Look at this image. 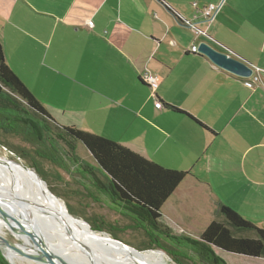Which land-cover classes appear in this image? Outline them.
I'll list each match as a JSON object with an SVG mask.
<instances>
[{
  "label": "crops",
  "instance_id": "0c3cea01",
  "mask_svg": "<svg viewBox=\"0 0 264 264\" xmlns=\"http://www.w3.org/2000/svg\"><path fill=\"white\" fill-rule=\"evenodd\" d=\"M211 3L220 8L208 22ZM0 33L6 63L58 124L187 173L161 207L171 234L199 239L221 204L264 229V0H0ZM202 41L250 63L252 76L193 53Z\"/></svg>",
  "mask_w": 264,
  "mask_h": 264
},
{
  "label": "trees",
  "instance_id": "16d2710c",
  "mask_svg": "<svg viewBox=\"0 0 264 264\" xmlns=\"http://www.w3.org/2000/svg\"><path fill=\"white\" fill-rule=\"evenodd\" d=\"M140 80L144 82L141 77ZM5 88L8 91H4ZM170 107L174 111L190 115L178 107ZM198 123L201 124L199 121ZM0 129L11 131L31 142L36 146L35 150L40 158L47 159L63 169H67L69 161L79 170L82 169L81 173L94 179L99 190L111 195L113 200L123 202L131 211L127 215L131 219L135 217V227L144 229L150 240L146 249L159 248L167 252L163 248L165 247L175 262L179 255L192 260L182 249L199 255L202 263L206 264H226L215 256V248L239 255L264 257V229L224 204L219 206L220 218L213 220L199 239L171 234L170 230L160 223L161 207L187 173L164 167L115 140L74 126L58 124L8 66L1 43ZM71 140L81 142L95 159L97 166L90 165L78 157L68 142ZM62 142L66 143L68 149L62 146ZM30 167H34L45 180L36 162ZM98 173L105 177L106 184L97 179ZM100 227L103 229L104 226ZM243 233H252L254 236H242ZM163 242L168 245L165 246ZM0 264L8 263L0 256Z\"/></svg>",
  "mask_w": 264,
  "mask_h": 264
},
{
  "label": "rangeland",
  "instance_id": "374dc122",
  "mask_svg": "<svg viewBox=\"0 0 264 264\" xmlns=\"http://www.w3.org/2000/svg\"><path fill=\"white\" fill-rule=\"evenodd\" d=\"M4 91L8 90L5 88ZM68 142L74 148V152L78 157H83L84 159L94 161L89 151L81 142L74 140ZM65 144L64 142H62V146L66 149L67 147L65 146ZM35 149L36 146L34 144L24 140L21 136H18L11 131L0 129V155H6L29 166H32L33 162H36V164L39 165L41 171L44 174L45 181L49 189L51 187L52 189L50 190L60 199L59 201L63 203L68 211L75 217L81 219L80 221L84 220L85 222H82L87 227H89L91 231L98 234H109L112 239H117L124 244L140 251L162 250L159 248L146 249L149 247L150 240L148 239L144 229H138L137 227H135L136 224L133 222L135 217L131 219L127 215V213L129 212L131 213L129 207L127 208L123 202L119 200H113L111 198V195H108L107 193L99 190L98 185L95 184L94 179L81 173L82 169L79 170L77 167H73V165H71L69 161L67 162V169H63L59 167V165H56L47 159L40 158ZM98 176L99 177L97 179H99L101 182H105L104 184H106L105 177L103 175ZM122 204L124 205L123 208L121 207ZM100 226H104L103 229ZM2 230L4 231L3 234L6 238L13 242L22 244L20 238L11 233L8 228L6 229V227H4ZM153 237H158V235H153ZM164 244L165 246L168 245L166 243ZM160 246L163 247L161 243ZM163 248L167 252H169L165 247ZM129 250L137 251L134 249ZM182 251L192 260L179 255L178 258H176V261L178 262L177 263L175 262L172 255L168 254L165 251L163 252L169 258V260L175 264H206V262L202 263L199 255H196L193 252L188 251L187 249H182ZM214 254L216 257L221 258L226 264H230L228 260L229 255L225 252L216 249V251H214ZM153 255L158 259L163 260L164 263L170 264L164 256L159 254ZM0 256L8 264H10L8 260L3 256L1 251ZM234 257H239V255ZM17 262V264H38L37 262L29 259L18 260ZM235 264L264 263H262L261 261L248 260L237 261Z\"/></svg>",
  "mask_w": 264,
  "mask_h": 264
},
{
  "label": "bare ground",
  "instance_id": "6f19581e",
  "mask_svg": "<svg viewBox=\"0 0 264 264\" xmlns=\"http://www.w3.org/2000/svg\"><path fill=\"white\" fill-rule=\"evenodd\" d=\"M17 171V181L20 187V192L22 193V207L37 227L38 231L43 233L48 238V240L55 247L56 252L61 256L75 259L78 264H91L87 256L80 252L77 246L65 233L61 223L54 216V214L40 209V207L46 205L47 202L33 179L19 168ZM15 186H17V184H15ZM13 187V180L9 170L0 165V235L4 236V231L2 229L6 227V229L8 228L11 233L26 242L24 243L26 246L23 245V247L28 252L37 253L35 248H33V241L21 230H18L22 229L23 225L18 219L13 208V198L9 192V189H12ZM57 202L63 207V209L66 208L61 201ZM82 221L73 220L70 222L72 233L76 238L84 242L95 252L101 253L107 261L110 262V264H166L163 260L158 259L153 254L162 255L170 264H175L169 260L162 250L140 251L133 247L128 248L126 246H122L116 239H112L109 234L94 233ZM11 222L16 223V225H18V229H14ZM1 245L7 258L13 263L17 264L18 260L28 259L20 255L15 250L10 249L3 244ZM129 249L137 251H131Z\"/></svg>",
  "mask_w": 264,
  "mask_h": 264
},
{
  "label": "water",
  "instance_id": "95a60500",
  "mask_svg": "<svg viewBox=\"0 0 264 264\" xmlns=\"http://www.w3.org/2000/svg\"><path fill=\"white\" fill-rule=\"evenodd\" d=\"M198 53L201 55H205L210 59V61L215 64L217 67L232 73L236 76L242 78H249L252 76L254 69L247 61L230 55L229 53L220 51L213 47L207 41H202L198 45ZM0 165L9 170L14 187L9 189L11 196L13 198V208L16 212L18 219L23 225L22 229H18V225L16 223L11 222L12 227L14 229L21 230L26 236H28L34 243L35 250L37 253L28 252L23 245L26 243L23 239L21 243H16L8 238L0 235V251L3 256L8 260L10 264H15L11 260L7 258L5 255L2 245L7 246L8 248L15 250L20 255L36 261L38 263L44 264H78L75 259L66 258L61 256L56 252L53 244L48 240V238L41 232L38 231L37 227L34 225L32 220L28 217V214L24 211L21 203L22 193L20 192V187L18 185V171L19 168L24 173L28 174L33 181L36 183L40 191L42 192L44 198L46 199V205L40 207L42 211L52 212L54 216L61 223L65 233L69 236L72 242L77 246L81 253L85 254L90 261L91 264H110L107 259L98 252H95L93 249L88 247L84 242L80 241L78 238L74 236L72 233V229L70 227V222L73 220H81L75 217L72 213L68 211V209H63L62 206L59 205L57 201L60 199L49 189L46 184V181L41 177L38 171L35 168L27 166L17 160H14L6 155H0ZM17 184V186H15ZM1 193V191H0ZM1 200V199H0ZM6 218L5 216H3ZM84 221V220H83ZM20 228V227H19ZM94 230V229H93ZM117 240V239H116ZM122 246H126L123 242L117 240ZM26 246V245H25Z\"/></svg>",
  "mask_w": 264,
  "mask_h": 264
},
{
  "label": "built area",
  "instance_id": "2783aa9c",
  "mask_svg": "<svg viewBox=\"0 0 264 264\" xmlns=\"http://www.w3.org/2000/svg\"><path fill=\"white\" fill-rule=\"evenodd\" d=\"M193 6L194 7H197V3L196 2H193ZM220 8V5H217V4H209L207 6H205L203 9H202V12H201V15L202 17L208 21V22H211L214 17L216 16L218 10ZM199 19V16H195V20H198ZM88 26L90 28L93 27L94 23L92 20H89L87 22ZM184 25L187 26V27H190L196 34H199L201 31L197 28V21H191V20H185L184 21ZM193 53H198V45H193L190 49ZM141 78L144 82H146L150 88L152 89V91L154 92V94L156 93V89L158 87V80H157V77L156 75L150 73L149 71H144L142 74H141ZM157 107L159 109H162L164 106L162 103L158 102L157 103Z\"/></svg>",
  "mask_w": 264,
  "mask_h": 264
}]
</instances>
